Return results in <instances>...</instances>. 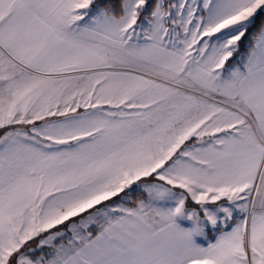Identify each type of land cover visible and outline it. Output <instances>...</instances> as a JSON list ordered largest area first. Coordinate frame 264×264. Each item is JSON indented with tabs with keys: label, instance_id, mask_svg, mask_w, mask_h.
Listing matches in <instances>:
<instances>
[{
	"label": "snow or ice",
	"instance_id": "snow-or-ice-1",
	"mask_svg": "<svg viewBox=\"0 0 264 264\" xmlns=\"http://www.w3.org/2000/svg\"><path fill=\"white\" fill-rule=\"evenodd\" d=\"M0 264H264V0H0Z\"/></svg>",
	"mask_w": 264,
	"mask_h": 264
}]
</instances>
